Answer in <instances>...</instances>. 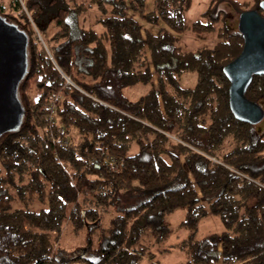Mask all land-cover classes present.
Here are the masks:
<instances>
[{
  "label": "trees",
  "instance_id": "16d2710c",
  "mask_svg": "<svg viewBox=\"0 0 264 264\" xmlns=\"http://www.w3.org/2000/svg\"><path fill=\"white\" fill-rule=\"evenodd\" d=\"M260 1L211 0L189 23L192 0H153L150 11L145 0H0L30 59L24 121L0 140V264H157L141 238H170L167 217L182 209L181 225L209 212L223 230L184 241L181 264H264V127L228 106L224 67L244 39L221 7L239 18L261 13ZM186 31L214 43L184 50L176 34ZM244 96L264 105V74ZM124 192L147 199L105 218ZM66 229L75 242L60 253Z\"/></svg>",
  "mask_w": 264,
  "mask_h": 264
},
{
  "label": "water",
  "instance_id": "95a60500",
  "mask_svg": "<svg viewBox=\"0 0 264 264\" xmlns=\"http://www.w3.org/2000/svg\"><path fill=\"white\" fill-rule=\"evenodd\" d=\"M244 10L237 21L244 39L242 51L224 67L229 79L228 106L234 119L252 125L264 118V107L244 96L252 77L264 74V0ZM29 37L14 22L0 15V140L20 129L26 114L19 91L29 73ZM1 142V141H0Z\"/></svg>",
  "mask_w": 264,
  "mask_h": 264
},
{
  "label": "rangeland",
  "instance_id": "374dc122",
  "mask_svg": "<svg viewBox=\"0 0 264 264\" xmlns=\"http://www.w3.org/2000/svg\"><path fill=\"white\" fill-rule=\"evenodd\" d=\"M23 1V0H21ZM149 1V0H148ZM211 0H192L191 7L185 12L184 17H186V20L190 22H194L197 19L201 18L202 12H204L208 8V4ZM251 3V0H248ZM252 4V3H251ZM222 9L226 12V25L230 29L237 28V21H238V15L233 10L232 6L228 4L221 3ZM5 11H10L11 13H15V10H11L9 5L5 6ZM134 13V12H133ZM136 16L137 14L134 13ZM131 15V13H130ZM138 17V16H137ZM139 18V17H138ZM141 23H143L141 21ZM81 25V22L79 23ZM178 37V44L184 49V50H194L201 46H210L214 43V36L209 34L207 36L206 41L200 40L197 38L192 32L186 31L183 34H176ZM196 82V75L195 72L192 70L185 71L181 74L180 77V85L182 87H193V85ZM126 94L130 99L136 98L132 92H130L129 89H127ZM264 106V105H263ZM264 118V117H263ZM258 129L264 127V119L257 124ZM147 199V193H140V192H124L120 193V195L117 196V200L115 201V204L111 206V211L108 209L107 211L103 212V216L105 218L109 217L114 212V210H120L124 209V207H130L135 206L136 203H139L143 200ZM113 211V212H112ZM206 217L202 218L196 225L195 228H188L184 225H181L183 220H185V210H176L171 213L170 216L167 217V221L169 223V226L172 230V234L170 235V238L167 240L160 239L157 240L155 238H152L150 235L145 234L141 239V242L143 245L147 246L148 252L151 251L153 254L152 261H156L157 264H181L185 261V258L187 256L186 249L183 247L184 241H186L189 237L201 239L206 236L208 233H218L223 230V224H221V221L218 217L213 216L209 212ZM70 230L66 229V233L60 238L59 240V249L60 253H69L72 251L70 249L71 244L75 242L73 240L72 234L69 232ZM83 237V233H82ZM81 245V246H80ZM75 246H77L75 249L77 252L78 248H85L84 247V241L81 242L76 240ZM74 246V247H75ZM58 249V248H57ZM153 261V262H154ZM138 264H145L147 262V257H143L142 260L138 261Z\"/></svg>",
  "mask_w": 264,
  "mask_h": 264
},
{
  "label": "built area",
  "instance_id": "2783aa9c",
  "mask_svg": "<svg viewBox=\"0 0 264 264\" xmlns=\"http://www.w3.org/2000/svg\"><path fill=\"white\" fill-rule=\"evenodd\" d=\"M55 99H59V97L57 96ZM55 99L53 100V101H51L50 103H49V106H48V109H49V117H48V120H49V122L51 123L53 120H54V111H55V109H56V104L54 103V101H55ZM106 164H108V165H111L113 162H114V159H112V158H106Z\"/></svg>",
  "mask_w": 264,
  "mask_h": 264
},
{
  "label": "crops",
  "instance_id": "0c3cea01",
  "mask_svg": "<svg viewBox=\"0 0 264 264\" xmlns=\"http://www.w3.org/2000/svg\"><path fill=\"white\" fill-rule=\"evenodd\" d=\"M152 1L153 0H145V8H146V11H150L151 10V5H152ZM131 16L134 18V19H137L138 21H142L143 23H141V25L142 26H146L145 28H148V30H150V31H156L155 29V27L154 26H150V25H148V24H146L145 22H144V20L142 19V18H138L133 12H131Z\"/></svg>",
  "mask_w": 264,
  "mask_h": 264
}]
</instances>
